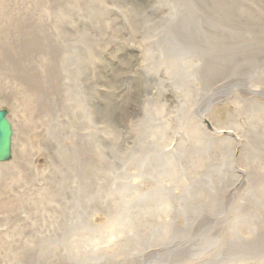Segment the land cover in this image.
Returning <instances> with one entry per match:
<instances>
[{
	"label": "rangeland",
	"instance_id": "1",
	"mask_svg": "<svg viewBox=\"0 0 264 264\" xmlns=\"http://www.w3.org/2000/svg\"><path fill=\"white\" fill-rule=\"evenodd\" d=\"M98 1H102L103 8L111 10L119 22L122 31L118 40L125 46V51L118 50V44L114 43L107 46L104 55L103 49L98 53L95 51L101 40L108 38L79 24L86 15L93 18L82 0H0V109L7 111L13 129L11 159L0 164V205L8 199L19 201L13 207L0 210V235L9 231L13 233L12 229L23 219L32 225L30 234L21 231V237L25 239L23 249L6 254L0 251V262L79 264L81 262L70 258L74 257L70 254L82 241L86 245H95L97 249L94 254L90 247V259L83 258L82 264L87 261L105 263L108 257L104 253L115 256L122 252L124 256L128 242L117 238L114 232L115 226H120V215L111 212L108 205L119 199L122 191L135 192L137 187L145 195L154 190L156 205L167 202V218L175 225L180 223L183 226L180 231H183L186 220L181 213L182 206L198 199L197 211H192L190 217L194 230L189 232L187 240L191 247L203 241L208 248L194 252L193 256L207 255L199 259L192 257V263L221 260L228 249H232V254L226 255V264H235L236 260L245 264L264 263V134L260 129L264 124V93L260 92L264 90L251 93L249 87L250 90L254 88L249 78L251 75L241 71L242 68L236 72L241 83L233 79V71L227 72L221 79L229 76L233 79L230 110L233 121L229 128L216 126L230 135L217 137L208 146H212L214 154L207 155L205 148L194 149L196 118L186 110V114L178 115L167 111L165 117L171 125L172 136L164 148L170 143L177 144L176 151L167 153V156L163 155L164 148L156 146L149 151L151 156H141L143 154L140 155L138 149L145 144L140 142L142 131L139 130L161 124L163 117L159 118L152 96L148 98L141 91L142 79L137 71L142 72V59L137 43L143 49L146 40L140 37L136 27L133 29L132 7L136 1L126 0L122 4L118 0ZM66 14H70L71 19ZM239 25L242 23L233 17L234 40L238 39ZM51 41L55 42L56 54L51 50ZM66 51L77 59L84 57L86 69L100 68V86L88 91L73 83L80 82L81 72L69 62L71 58ZM259 57L252 59L261 65L256 61L252 64L263 68L264 57ZM26 59L31 62L34 73L23 77L21 73L25 69L21 66ZM62 77L72 83L62 82ZM59 87H65L66 91H58ZM194 88H199V82ZM169 92L167 96L173 104L176 94ZM131 95L133 114L126 116L129 109L124 103ZM223 98L230 103L229 95ZM228 111L221 99L219 116L224 119ZM253 112L263 120L259 125L250 124ZM122 116H126L127 121H123ZM202 123L208 130L214 126L206 116ZM55 144L57 150L52 147ZM228 149L233 151V158L227 156L222 161H213L214 164L205 171L196 170L200 165L194 167L195 161L192 160L204 161L216 153L226 155ZM185 151L184 156H180L179 153ZM148 162L152 168L155 165L160 170L166 169L168 163L173 165L174 175L167 177L169 186L144 187L145 182L152 181L151 173L144 169ZM222 165L230 167L223 170ZM58 180L67 182L63 194L66 193L70 201L88 191L100 194L98 200L104 206L87 215L82 214V206L74 209L76 214L84 217L83 224L77 223L70 219L71 209H67L57 195L47 198ZM153 195L144 197V200H153ZM106 196L109 200L105 202ZM79 199L82 201L83 196ZM142 199L134 200L132 193L126 200L125 210L133 208V202L139 205ZM49 215L68 217L60 225L52 223ZM85 222L92 230L84 228ZM76 226L80 228L76 229ZM179 230L176 240L181 235ZM148 242L153 243L152 237ZM85 248L81 244L80 249ZM126 250H133L129 259L135 249L129 246ZM58 258L62 259L61 263Z\"/></svg>",
	"mask_w": 264,
	"mask_h": 264
},
{
	"label": "bare ground",
	"instance_id": "2",
	"mask_svg": "<svg viewBox=\"0 0 264 264\" xmlns=\"http://www.w3.org/2000/svg\"><path fill=\"white\" fill-rule=\"evenodd\" d=\"M134 1H136V4L135 7H132L133 17L131 19L133 29L135 30L136 27L140 37L146 40L143 49L137 43V47L141 49L140 56L142 59V72L137 71L142 79L141 91L148 98L152 96V100H155L154 107H157L155 110L158 111L159 118L163 117L161 124L153 126L154 128L149 126L139 130L142 131L139 135L140 142L142 141L145 144L144 147L138 149L139 154H143L141 156L150 155L149 151L152 152L156 146L159 149H163L170 142L172 136L171 125L169 121H165L167 111L178 115L186 114V110L188 113L195 115L194 117L196 118L197 124H194V131L197 136L193 144L194 149L199 151L205 148L204 152L207 155L214 154L211 151L212 146H208L212 145L217 137L220 138L222 136V138H225L230 135L229 132L221 131L216 126L220 128H225V126L229 128L232 126L233 112H230V110L231 103H233V95L231 94L233 90V79L240 80L239 83L242 82L236 72L242 68L241 71H247L251 75L249 78L254 87L251 90L249 87L251 93L258 94L259 90H264V67L262 68L261 66L252 64L253 61H256L252 59L254 56L264 57L263 0ZM117 2L122 4L126 0H118ZM82 4L88 7V12H91L93 18L86 15L83 22L80 21L79 24H83L84 28H91L94 34L98 32L102 35H107L109 40H101V45L95 51L98 53L100 49H103L102 55H104L108 51L107 46L110 43L118 44V50L125 51V46L119 43L118 40V35L122 31V28L114 14L111 13L112 11H106V7L104 6L103 8V2L98 0H82ZM66 17L71 19L70 14H66ZM233 17L239 19V22L242 23V25H239V30L237 31V40H234L233 28L231 29V20ZM123 28L128 29L127 27ZM26 43L28 44V42ZM50 45L53 54H56L55 42L51 41ZM66 52L71 58L69 62L76 65L81 72L80 82L74 81L73 83L82 85L88 91L95 90L96 86H100L98 81L100 68L93 67V70L86 69L85 67L87 65L84 57L77 59L70 52ZM127 55L129 54L127 53ZM121 62L127 63V60H122ZM256 62L261 65L260 62ZM21 67L25 69L21 73L23 77H28L30 76L29 73H34L32 72L34 71L32 64L28 59H26L24 65ZM232 71L233 79L231 76L221 79L224 77V74ZM36 73L37 71L35 72V76L38 75ZM28 80L31 79L28 78ZM128 81L127 85L130 84ZM62 82L72 83L63 77ZM196 82H199V88L197 89L194 88ZM168 87L170 88L168 89ZM170 90L176 94L173 104L171 103L170 96H167ZM58 91H66V88L59 87ZM260 93H264V91ZM220 94H228L230 103L228 104L227 100L223 98L228 95ZM129 97L126 98L124 103V107L127 110L129 109L126 116L130 113L131 115L133 114L130 105L133 95H131V98ZM262 98L264 99V96ZM221 99L225 101L226 108L229 110L224 119L218 113L219 101ZM257 114L253 112L250 122L251 125L253 122L255 123L254 125H259L263 122L262 118L259 117L260 115ZM126 116H122L123 121H127ZM205 116L214 125L210 130L205 128L202 123ZM260 129L264 134V124L260 126ZM52 147L57 150L58 145L55 144ZM176 147L177 144L173 145L170 143L163 149V155L166 154L168 156L167 153H174ZM185 153L186 151L179 154L183 157ZM57 155L59 156V154ZM227 156L233 158V151L228 149L226 155L216 153V155L206 158L204 161L200 159L192 161L196 163H194L195 168L196 166H201L198 169L196 168L200 172L201 170H208L214 164L213 161H222ZM149 162L146 163L144 169L151 173L152 181L150 183L145 182L144 187L146 189H153L155 187L158 188L160 184L169 186L170 182L167 181V177L174 175L175 169L173 165L168 163L166 169L160 170V167H156L155 165L152 168ZM227 166L229 165H222L223 170ZM182 182L185 183V180H182ZM66 185V181H56L52 189L48 192L47 198H50L54 194L57 195L59 200L66 205V208L71 209L72 216L70 219L75 220L77 223L83 224L84 217L76 214L74 209L82 206V214L87 215L94 209L104 206V203L98 200L100 194L90 193L88 191L81 193L82 195L75 196L74 201H70V198L66 197V193L63 194L67 188ZM134 189L135 192L125 190V193L122 191L120 196L116 195L119 199L111 202L108 207L111 209V212H116L120 215L118 222L120 226H115L114 228V232H116V234L114 233L115 236L128 242L126 249L131 246L135 251L129 259L128 255L133 250L125 249L124 256L122 252H117L115 256L104 253L108 259L105 263L101 264H194L192 263V257L197 256V259L200 257L205 258L206 253L200 254V256H193V254L197 253V251L207 249L208 246L206 243L203 241H199L198 243L194 242L195 244L191 247L192 245L187 240L189 232L192 233L194 230L195 225L191 223L190 217L192 211H197V207L199 206L198 199L190 202L189 205L184 204L182 206L181 213L186 220L183 223V231H180L179 229L183 226L180 223L176 225L174 222L170 223V219L167 218L169 214L165 205L167 202L164 201L161 206L155 204L154 190L145 195L139 188L136 187ZM90 190L93 192L92 188ZM132 193H134V200L136 199L137 201L139 198L143 199L139 205H137V202H133V208L131 207V209L125 210L127 205L126 200ZM149 195H153V200H144V197ZM82 196L83 199L81 201L79 197ZM107 200H109V196L105 197V202ZM18 202L8 199L0 205V210L13 207ZM29 212L32 213L30 210ZM67 217H63L62 215H49L52 223L56 222L60 225L65 222ZM108 223L110 222L108 221ZM31 226L29 222H26V219H23L12 229L13 233L9 231L6 234L0 235V251H5L6 254L15 249H23L22 245L25 239L21 237V231L22 234H30L29 230H31ZM112 227H114V224ZM75 228L78 229L80 227L76 226ZM84 228L92 230L90 224H86V222L84 223ZM178 230L181 235L176 240L175 235ZM91 232L90 236L92 238L93 235ZM149 237H152L153 243L148 242ZM82 242H79L74 248L75 252L70 254L74 255V257L70 258L81 262L79 264H82L83 258L85 257L90 259L88 258L90 255L88 252L90 247L92 248L90 250L92 253L95 254L97 252L95 245H86ZM81 244L86 247L85 250L80 249ZM228 251L226 255L232 254V249H228ZM226 255L221 260L212 261L211 259V262H205L203 264H226ZM58 260L60 263L62 262L61 258H58ZM0 264H3V261ZM4 264H8V261ZM84 264L98 263L87 261ZM235 264L245 263L236 260Z\"/></svg>",
	"mask_w": 264,
	"mask_h": 264
},
{
	"label": "water",
	"instance_id": "3",
	"mask_svg": "<svg viewBox=\"0 0 264 264\" xmlns=\"http://www.w3.org/2000/svg\"><path fill=\"white\" fill-rule=\"evenodd\" d=\"M6 110L0 109V163L11 158L12 128L6 118Z\"/></svg>",
	"mask_w": 264,
	"mask_h": 264
}]
</instances>
